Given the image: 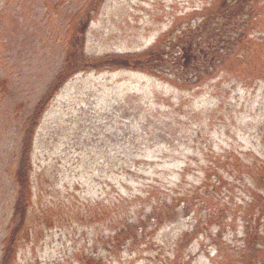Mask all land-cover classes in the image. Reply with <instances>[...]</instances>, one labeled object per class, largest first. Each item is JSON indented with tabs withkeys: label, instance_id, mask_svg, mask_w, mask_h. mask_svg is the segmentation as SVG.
Segmentation results:
<instances>
[{
	"label": "rangeland",
	"instance_id": "1",
	"mask_svg": "<svg viewBox=\"0 0 264 264\" xmlns=\"http://www.w3.org/2000/svg\"><path fill=\"white\" fill-rule=\"evenodd\" d=\"M211 1L0 0V78L8 81L7 96H0V260L24 122L63 66L67 25L79 26L87 13L85 52L153 47L151 69L81 75L55 97L38 137L34 179L45 185L34 206L47 202L56 215L51 226L39 225L23 240L16 264H79L84 256L102 264H172L178 238L191 230L197 238L184 241L177 264H219L246 235L247 244L254 242L245 222L249 196H264L258 182L264 168V6L260 40L232 64V73L224 66L239 46L229 40L230 29L229 44L213 35L206 15ZM125 96L144 105L147 118H121L130 113V104L119 101ZM125 119L128 139L121 144ZM208 189L211 196H203ZM162 201L179 206L177 218L153 236L151 225L143 245L109 254L104 241L114 220H103V210L147 213ZM207 209L215 219L210 226ZM254 247L256 263L264 264V245ZM245 249L238 251L243 262L253 258Z\"/></svg>",
	"mask_w": 264,
	"mask_h": 264
},
{
	"label": "trees",
	"instance_id": "2",
	"mask_svg": "<svg viewBox=\"0 0 264 264\" xmlns=\"http://www.w3.org/2000/svg\"><path fill=\"white\" fill-rule=\"evenodd\" d=\"M46 3L45 0H42ZM259 6H264V0H212L209 8L207 9V19L211 21V27H214L213 35H218L220 41L225 44H229L234 41L233 44L239 46L238 51L230 52L227 57L228 63L224 66L228 71L235 72L232 69L234 62L241 61L248 53L249 55L255 50V40L259 41L260 38L257 35V28L260 26L259 19ZM85 21H81L77 27H71L67 25V29L71 32L67 35L65 44V57L62 68L57 72L54 79L48 85L44 93L36 101L29 116L24 122L22 128L20 145H19V157L16 168L12 172V182L16 187V197L12 207V219L10 225L6 231V235L1 241V260L0 264H16L18 249L22 246L23 240L29 238V235L33 229L39 225H45L49 227L53 223V206L45 202V204H39L34 206V198L37 196L40 187L45 185L37 180L35 182L34 175L36 173V167L39 164L37 155L38 151V137L40 128L46 117V113L50 109V105L53 103L55 97L64 89L65 84L73 81L76 77L90 74V73H103L115 70L122 71H136V72H149L151 66L148 63V59L152 54H149L151 50H145L142 53H128V52H109L102 55H89L85 52V29L87 26V20L89 14H86ZM221 21L224 25L223 29L218 28V23ZM247 28L244 34H239L240 29ZM230 29V30H229ZM229 30V32H228ZM227 32L229 33L227 40ZM244 36V39H243ZM220 50V48H217ZM262 51V50H261ZM218 52L215 51L214 59L217 63ZM261 55L259 56V61ZM219 69L220 64H219ZM255 73L258 70L257 66L253 67ZM192 79L195 76L191 77ZM8 81L4 78H0V96L3 98L8 94ZM136 99H132L131 96H125L124 99H120L122 103H129L130 113L122 114L121 118L125 115L132 116L133 121H139L147 118L148 114L144 111L145 106L134 103ZM121 104V103H120ZM17 109H20L18 107ZM156 112H159L157 109ZM153 117V116H151ZM125 120H120L119 130L121 133L118 136L119 143L124 144L127 142V128L124 126ZM149 122V121H148ZM137 125V122H134ZM147 127V126H146ZM138 130H135V133ZM81 133L78 132V137ZM132 137H135L132 136ZM124 158V157H123ZM123 158L118 160L122 165ZM225 166V164H223ZM264 168L261 169L258 175V182L260 190L264 188V177L262 176ZM256 193V191H254ZM212 192L205 190L202 195L211 196ZM147 203V202H146ZM114 204V203H113ZM112 204V205H113ZM248 219L245 224L254 230V242L247 244L246 237L245 243L238 250H233L227 256L219 259V264H257L258 258L254 257L259 252V249H255L254 245H264V196L263 193H252L249 196L248 204ZM179 206H173L172 203L154 202L150 206V210L147 213L146 209H125L120 207L118 209H112L111 212H106L104 219L112 217L114 224L110 229L109 235L104 241L105 248L109 254L119 253L125 248H135L139 245H143L146 242V238L150 233L149 228L151 225L155 227L151 229L152 236L160 227L166 223L172 222L177 218V215L181 212L178 210ZM213 208V207H210ZM56 215V213H54ZM102 213L96 214L99 220L103 216ZM207 224L210 226L215 219L209 214V209L206 213ZM199 224L201 222H198ZM221 224V221H218ZM209 237V236H208ZM196 239L193 230L184 232L178 238V249L175 254V259L172 264H177V258L180 256L178 252L185 250L183 244L186 239ZM263 240V241H261ZM246 248V249H245ZM246 250L253 258L243 262L240 258L242 250ZM112 251V252H111ZM239 251V253H238ZM239 259H238V258ZM241 261V262H240ZM79 264H102L99 259H94L92 256H84L81 258ZM263 264V263H262Z\"/></svg>",
	"mask_w": 264,
	"mask_h": 264
}]
</instances>
